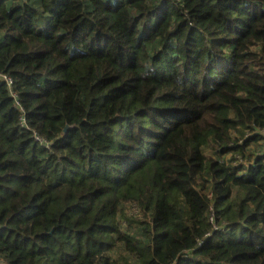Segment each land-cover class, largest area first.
Returning a JSON list of instances; mask_svg holds the SVG:
<instances>
[{"label": "trees", "instance_id": "trees-1", "mask_svg": "<svg viewBox=\"0 0 264 264\" xmlns=\"http://www.w3.org/2000/svg\"><path fill=\"white\" fill-rule=\"evenodd\" d=\"M0 73V262L264 264V0H0Z\"/></svg>", "mask_w": 264, "mask_h": 264}, {"label": "built area", "instance_id": "built-area-1", "mask_svg": "<svg viewBox=\"0 0 264 264\" xmlns=\"http://www.w3.org/2000/svg\"><path fill=\"white\" fill-rule=\"evenodd\" d=\"M0 79H3V80L7 83L8 87H9L10 89H12V86H13L14 83H13V79H12L11 77H9L8 75L1 74V73H0ZM24 127H25L26 130L29 129V127L26 126L25 123H24ZM36 141H38V142L41 143L42 145H45L47 148L50 147V144H49L45 139H43L42 137H40V136H38V135H36Z\"/></svg>", "mask_w": 264, "mask_h": 264}, {"label": "water", "instance_id": "water-1", "mask_svg": "<svg viewBox=\"0 0 264 264\" xmlns=\"http://www.w3.org/2000/svg\"><path fill=\"white\" fill-rule=\"evenodd\" d=\"M0 264H4L3 262H0Z\"/></svg>", "mask_w": 264, "mask_h": 264}]
</instances>
